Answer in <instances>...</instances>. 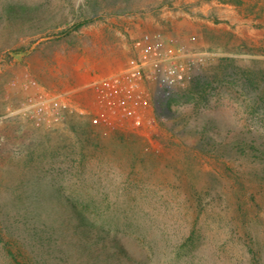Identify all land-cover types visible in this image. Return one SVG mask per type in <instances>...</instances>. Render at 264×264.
<instances>
[{"label":"rangeland","instance_id":"374dc122","mask_svg":"<svg viewBox=\"0 0 264 264\" xmlns=\"http://www.w3.org/2000/svg\"><path fill=\"white\" fill-rule=\"evenodd\" d=\"M147 34L138 127L93 83ZM0 264H264V0H0Z\"/></svg>","mask_w":264,"mask_h":264},{"label":"built area","instance_id":"2783aa9c","mask_svg":"<svg viewBox=\"0 0 264 264\" xmlns=\"http://www.w3.org/2000/svg\"><path fill=\"white\" fill-rule=\"evenodd\" d=\"M144 42L140 51L130 58L126 68L98 78L93 83L100 98L108 104L120 108L122 115L138 127L144 124L146 112L145 84L149 77L147 65L153 56L149 34L144 36ZM204 60L203 55H195L188 60L187 67L192 69L202 64ZM180 69L185 70V65H176L166 75L159 78L165 93H170V88L183 78ZM29 86L36 87V90L28 98L25 108L28 115L37 123L55 124L62 122L69 113L78 109L67 91L47 89L40 86L36 80H31ZM93 121L98 122L99 117H94Z\"/></svg>","mask_w":264,"mask_h":264},{"label":"trees","instance_id":"16d2710c","mask_svg":"<svg viewBox=\"0 0 264 264\" xmlns=\"http://www.w3.org/2000/svg\"><path fill=\"white\" fill-rule=\"evenodd\" d=\"M247 145V141L245 139H241V140H238V142H236V144L234 145H231V143H226L225 144V147H230V149H234V148H241L243 149L245 146Z\"/></svg>","mask_w":264,"mask_h":264}]
</instances>
